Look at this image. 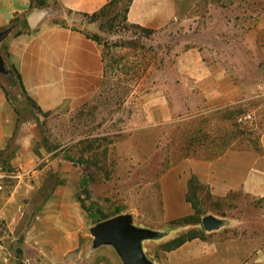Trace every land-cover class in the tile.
I'll list each match as a JSON object with an SVG mask.
<instances>
[{"label": "rangeland", "instance_id": "374dc122", "mask_svg": "<svg viewBox=\"0 0 264 264\" xmlns=\"http://www.w3.org/2000/svg\"><path fill=\"white\" fill-rule=\"evenodd\" d=\"M131 3L121 0L96 16L70 19L74 28L89 27L103 47L104 85L91 103L44 113L18 98L26 120L35 118L40 170L49 168L34 189L9 177L1 183L19 221L14 235L31 241L28 253L11 246L8 257L66 255L72 264H124L113 245L96 246L91 234L120 215L159 234L143 243L146 257L158 264L165 244L190 233L204 239L217 231L264 234V199L243 192L218 197L200 183L195 192L189 189L194 176L187 193L200 223L173 224L186 216L169 213L173 201L165 199L162 183L186 160L211 155L199 149L208 140L264 150V0L170 1L173 18L160 29L130 22ZM249 112L255 121L237 124ZM208 216L227 224L206 231Z\"/></svg>", "mask_w": 264, "mask_h": 264}, {"label": "crops", "instance_id": "0c3cea01", "mask_svg": "<svg viewBox=\"0 0 264 264\" xmlns=\"http://www.w3.org/2000/svg\"><path fill=\"white\" fill-rule=\"evenodd\" d=\"M111 1L47 0L40 7L32 0H0V33H6L0 42L4 63V72L0 71V224L8 231L2 238L7 255L11 246L28 253L31 241L26 238L22 242L14 235L19 221L14 220L11 197L1 192V183L9 177L19 185L32 184L34 189L40 175L49 168L40 170L42 161L35 154V118L26 120L18 98L44 113L62 108L73 111L92 102L104 85L103 47L92 38L89 27L87 31L74 28L70 19L98 14ZM170 1L174 4L178 0H133L128 20L160 29L173 18ZM38 14L39 20L32 25L30 18ZM260 31L264 32V26ZM223 104L217 101L215 106L221 109ZM210 134L213 132L206 136ZM224 142L218 146L208 140L199 149L211 155L193 157L165 174L163 190L165 199L173 201L168 202L171 215L191 214L189 203L184 202L190 176L214 196L243 192L264 199V150ZM11 169L16 173H9ZM27 259L32 260L31 264H72L66 255L49 261L9 257L2 258L0 264H27ZM161 264H264V234L244 238L217 231L207 239L196 238L165 252Z\"/></svg>", "mask_w": 264, "mask_h": 264}, {"label": "water", "instance_id": "95a60500", "mask_svg": "<svg viewBox=\"0 0 264 264\" xmlns=\"http://www.w3.org/2000/svg\"><path fill=\"white\" fill-rule=\"evenodd\" d=\"M41 14L30 18L32 25H35ZM6 37V33H0V42ZM0 71L4 72V63L0 53ZM203 227L206 231L217 230L227 224L213 216L203 219ZM95 238L96 246L110 244L120 254L124 264H154L150 261L143 249V243L147 240H154L159 234L148 229L137 228L132 224L131 218L127 215H120L105 220L91 229Z\"/></svg>", "mask_w": 264, "mask_h": 264}, {"label": "trees", "instance_id": "16d2710c", "mask_svg": "<svg viewBox=\"0 0 264 264\" xmlns=\"http://www.w3.org/2000/svg\"><path fill=\"white\" fill-rule=\"evenodd\" d=\"M46 1L47 0H32V2H36L37 5L40 6V7L45 6L46 5ZM120 1L121 0H113V1H111L99 13L105 12L111 6H113L116 3H119ZM132 1L133 0H129V2H132ZM98 14H94L93 16H96ZM92 38H94V37H92ZM94 40H96V39L94 38ZM197 184H198V182H197L196 179H194L193 181H190V183H189V189L190 190L192 189V190L195 191L196 188H197ZM82 192H83V194H86L87 193V187L83 183H82ZM186 199L192 205V208H193V210H194L195 213L192 214V215H188L186 217L180 218V219H178L176 221H173L172 222L173 224H178V225L186 226V225H196V224H199L200 223V220L197 219L198 218L197 216H198L199 210H197V205L195 204L193 198H191V195H189V193H187ZM104 219H108V218H104ZM196 238L204 239V238H201L200 236L196 235V233H190V234H187V235H183V236L177 237L176 239L172 240L171 242L165 244L163 250L165 252L173 251V250L179 248L180 246H182L183 244H185L186 242L191 241V240L196 239Z\"/></svg>", "mask_w": 264, "mask_h": 264}, {"label": "built area", "instance_id": "2783aa9c", "mask_svg": "<svg viewBox=\"0 0 264 264\" xmlns=\"http://www.w3.org/2000/svg\"><path fill=\"white\" fill-rule=\"evenodd\" d=\"M254 121H255V115H254V113H251V112L241 114L236 119V122L239 125H245L248 123H253ZM7 235H8V231L6 230V227L3 224H0V260L2 258H6V259L9 258L8 255L5 254L6 249H5L3 240H2V238H4V237L6 238ZM26 262H27V264H31L32 260L27 259Z\"/></svg>", "mask_w": 264, "mask_h": 264}]
</instances>
